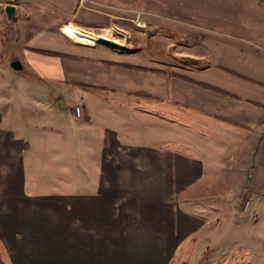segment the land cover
Listing matches in <instances>:
<instances>
[{"label":"crops","instance_id":"crops-1","mask_svg":"<svg viewBox=\"0 0 264 264\" xmlns=\"http://www.w3.org/2000/svg\"><path fill=\"white\" fill-rule=\"evenodd\" d=\"M9 5L22 26H35L26 66L60 96L37 102L41 122L0 128V246L9 263L192 264L226 247L241 251H231L233 263L264 264V0ZM136 17L154 48L131 41L119 52L95 36ZM203 35L209 53L179 50V40ZM210 133L231 151L225 187L205 172ZM219 220L227 231L208 239Z\"/></svg>","mask_w":264,"mask_h":264},{"label":"rangeland","instance_id":"rangeland-1","mask_svg":"<svg viewBox=\"0 0 264 264\" xmlns=\"http://www.w3.org/2000/svg\"><path fill=\"white\" fill-rule=\"evenodd\" d=\"M13 1L16 2L19 0H0V128L6 129L11 128L12 125H20L22 122V124H30L33 121L41 122V120L44 119L41 117L42 107L39 106L37 102L42 100L43 98L45 99L52 96L58 99L60 97L47 82H42L39 78H34L30 70L26 66L24 43L26 42V39L30 35L31 31L35 29V26H32L30 24L22 26V17H20L19 15H17L16 17L13 16L11 22L7 21L4 7L9 5V3ZM46 12L47 10H44V12L42 13ZM119 29L122 30L121 34H123L124 36H120L116 33H110L111 36H109L108 38L113 41L116 40L120 44L124 45H128L132 41L134 42V44H132L133 47H141L142 45V48L146 49L154 48V45L157 42L156 38L150 37V30L146 32L147 39L144 35L141 36V34L138 33L139 30L146 31L147 28L137 30L131 25L128 27L120 26ZM105 32L99 31L98 33H95V36L98 35L100 37H105ZM203 36V40L196 37L194 38L196 40H192V37L187 38L186 41H184V39L179 40L180 44L182 45V48H180L179 50H186L187 52L198 55L205 53L206 48L209 53V50L211 48L208 45L210 43L211 37H209L208 35ZM173 37L174 36H172L170 39L174 40ZM71 39L75 42H78V44H82L76 38ZM168 41L169 40H167L166 43ZM15 60L19 61L22 65L24 64L25 69L21 71H14L10 67V63ZM205 134L209 135V133ZM210 137L213 138L215 145L206 149L205 172H208L214 177L220 178L218 187H223V179L225 177L227 178L228 176H232V174L235 173L233 161L231 159V151H224L229 146L218 143L216 134L210 133ZM177 147L178 149L185 151L183 145L178 144ZM243 206L246 208L245 202L243 203L242 207ZM218 223L219 224L216 227L218 231L214 233H211L210 231L208 239H214V237H216L217 235V232L224 233L227 231V225H229L228 222L222 223L221 220H219ZM236 235L239 241H244L249 234L246 229H243ZM262 236H264V234ZM231 251L235 253V256L242 255L240 250H228V248L225 247V250L217 249V253L215 252V250H208L204 254V258L202 260L192 259V262V260L190 259V261L192 264H205L207 258L216 257V260H214L213 264H239L237 261L233 263V258H235V256L232 257V255L230 254ZM218 253L223 254H221V257H219L217 256ZM241 262H244V260L241 259ZM0 264H10L8 261L7 253L2 246H0ZM255 264L262 263L256 262Z\"/></svg>","mask_w":264,"mask_h":264},{"label":"water","instance_id":"water-1","mask_svg":"<svg viewBox=\"0 0 264 264\" xmlns=\"http://www.w3.org/2000/svg\"><path fill=\"white\" fill-rule=\"evenodd\" d=\"M16 8L14 6L11 5H7L4 7V12L7 18L8 22H11L12 17L14 16ZM114 43V42H113ZM115 46H118L117 44H114ZM118 51L119 52H126L128 50H126L125 46H118ZM181 60H188V61H192L191 58L187 57H181ZM10 67L14 70V71H21L23 69L22 64L15 60L13 62L10 63Z\"/></svg>","mask_w":264,"mask_h":264},{"label":"built area","instance_id":"built-area-1","mask_svg":"<svg viewBox=\"0 0 264 264\" xmlns=\"http://www.w3.org/2000/svg\"><path fill=\"white\" fill-rule=\"evenodd\" d=\"M131 23H132L133 27H135L136 29H146L147 28L146 24L138 17L134 18L131 21ZM107 30H106V32H105V30H103L105 32V38H108L110 36V33L111 34L116 33V34H119L120 36H124L123 34H121L122 30L117 28V27H111ZM74 116L76 118H80V116H81L80 108H78L77 106L74 108Z\"/></svg>","mask_w":264,"mask_h":264},{"label":"trees","instance_id":"trees-1","mask_svg":"<svg viewBox=\"0 0 264 264\" xmlns=\"http://www.w3.org/2000/svg\"><path fill=\"white\" fill-rule=\"evenodd\" d=\"M128 68H132V69H139V70H144L143 68H139V67H133V66H127ZM194 83V82H193ZM204 89H207V90H210L212 92H216V93H219V94H222V95H225V96H231V97H234L233 95L231 94H228L226 92H223V91H220V90H217L215 88H212L211 86H208V85H204V84H201V83H194Z\"/></svg>","mask_w":264,"mask_h":264},{"label":"bare ground","instance_id":"bare-ground-1","mask_svg":"<svg viewBox=\"0 0 264 264\" xmlns=\"http://www.w3.org/2000/svg\"><path fill=\"white\" fill-rule=\"evenodd\" d=\"M73 29H74V27L73 26H68V30H70L71 32H74L73 31ZM111 36V35H110ZM105 41V40H104ZM106 42V41H105ZM114 43L113 44H117L118 46H125L126 47V50H128V47L126 46V45H124V44H120L119 42H117L116 40L115 41H113ZM107 43V42H106ZM108 44V43H107ZM109 45V44H108ZM110 46V45H109Z\"/></svg>","mask_w":264,"mask_h":264}]
</instances>
